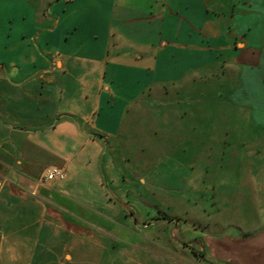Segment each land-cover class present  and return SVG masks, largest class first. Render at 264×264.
I'll return each instance as SVG.
<instances>
[{
	"label": "crops",
	"instance_id": "obj_1",
	"mask_svg": "<svg viewBox=\"0 0 264 264\" xmlns=\"http://www.w3.org/2000/svg\"><path fill=\"white\" fill-rule=\"evenodd\" d=\"M58 1L0 28V263L192 264L143 242L147 210L107 189L130 181L110 153L154 98L216 77L261 88L264 0ZM50 167L66 176L40 182ZM260 215L202 233L205 260L264 264Z\"/></svg>",
	"mask_w": 264,
	"mask_h": 264
},
{
	"label": "rangeland",
	"instance_id": "obj_2",
	"mask_svg": "<svg viewBox=\"0 0 264 264\" xmlns=\"http://www.w3.org/2000/svg\"><path fill=\"white\" fill-rule=\"evenodd\" d=\"M56 2L0 0V28L16 27L18 15L37 23ZM261 72L259 89L216 77L154 98L148 114L134 120L140 128L122 136L126 144L110 153L113 171L136 181L112 182L107 189L129 192L136 211L147 210L138 216L149 223L141 234L151 248L165 247L192 264H210L199 249L202 233L229 236L240 222H259L264 213V68ZM142 176L145 181H138Z\"/></svg>",
	"mask_w": 264,
	"mask_h": 264
},
{
	"label": "built area",
	"instance_id": "obj_3",
	"mask_svg": "<svg viewBox=\"0 0 264 264\" xmlns=\"http://www.w3.org/2000/svg\"><path fill=\"white\" fill-rule=\"evenodd\" d=\"M66 176V172L61 167H50L45 173L40 177L39 181L44 182L47 180L55 179V178H64Z\"/></svg>",
	"mask_w": 264,
	"mask_h": 264
}]
</instances>
